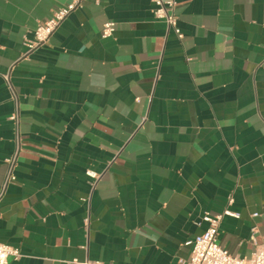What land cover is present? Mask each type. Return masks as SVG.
<instances>
[{
  "label": "crops",
  "instance_id": "0c3cea01",
  "mask_svg": "<svg viewBox=\"0 0 264 264\" xmlns=\"http://www.w3.org/2000/svg\"><path fill=\"white\" fill-rule=\"evenodd\" d=\"M70 1L0 0V191L19 148L0 242L22 252L7 264H180L226 208L239 216L222 217L220 244L250 257L264 241V0H177L181 38L152 0H83L29 51Z\"/></svg>",
  "mask_w": 264,
  "mask_h": 264
},
{
  "label": "built area",
  "instance_id": "2783aa9c",
  "mask_svg": "<svg viewBox=\"0 0 264 264\" xmlns=\"http://www.w3.org/2000/svg\"><path fill=\"white\" fill-rule=\"evenodd\" d=\"M83 0H71L68 4L56 9L52 16L40 23L34 30V37L26 42L29 51H33L39 46L49 42L50 37L55 30L61 25L65 18L75 9L82 5ZM154 3V14L157 18L165 20L169 29H172L178 37H183L181 28L178 25V14L176 12L177 0H152ZM116 29V22L109 20L104 24L102 35L111 36ZM6 79L9 81L8 76ZM11 119L16 123L19 122V111L11 115ZM19 145V139L17 141ZM19 149V148H18ZM18 149L8 159L9 174L7 182L15 179L14 168L16 165ZM87 174L93 179L95 184L100 178L101 173L88 169ZM6 182V184H7ZM6 184L0 191V200L3 197ZM232 199H230V202ZM239 216L238 213L232 212L226 208L223 213L211 215L206 213L204 219L209 222V226L202 233L196 235L193 239H188L185 244L191 246L189 259H180V264H264V241L256 244V249L248 258L232 254L228 249L223 247L219 241V225L224 215ZM256 215V214H255ZM253 241L255 237L253 236ZM22 255L21 249L6 243L0 242V264H7L12 259H18ZM67 264H107L100 260H79L72 259Z\"/></svg>",
  "mask_w": 264,
  "mask_h": 264
}]
</instances>
